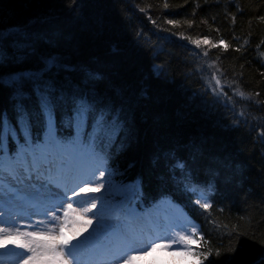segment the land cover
<instances>
[{
  "label": "trees",
  "instance_id": "16d2710c",
  "mask_svg": "<svg viewBox=\"0 0 264 264\" xmlns=\"http://www.w3.org/2000/svg\"><path fill=\"white\" fill-rule=\"evenodd\" d=\"M0 31V79L42 75L56 140L89 148L115 212L168 201L197 227L189 264H264V0H0ZM23 91L26 125L0 83L2 155L48 144ZM81 97L93 113L78 131Z\"/></svg>",
  "mask_w": 264,
  "mask_h": 264
},
{
  "label": "rangeland",
  "instance_id": "374dc122",
  "mask_svg": "<svg viewBox=\"0 0 264 264\" xmlns=\"http://www.w3.org/2000/svg\"><path fill=\"white\" fill-rule=\"evenodd\" d=\"M220 88L218 87V89ZM70 156L67 152L61 153L56 159L61 158L55 163L61 165L60 171L64 176L60 179L65 181L66 186H68L67 194L61 193L56 181H48L42 177L40 179H28L21 173L18 179L9 176L4 178L2 181L3 186L0 185V220H2L0 221V227L18 226L22 231L25 229L38 231L45 226L39 222L49 220V217L45 214L46 212L55 211L58 216L63 218V207L70 202L77 211L75 213L70 212L67 218L68 226L62 229L66 238H71L76 232H80L81 235L78 239L82 240L84 237L92 235L95 227L100 229V227L109 224L108 218H111L112 212L111 207L106 202L105 192L109 190V186L102 178L105 175L104 170L97 169L98 164H90L89 161H86V152L83 150L75 148L74 154ZM29 158H31L30 153ZM68 160L70 161L68 162ZM101 173H103V176H101ZM44 174H47V172ZM86 186L90 191L81 193L80 189ZM73 190L77 193L76 196L72 195ZM19 193H22V195ZM93 199L96 202V207L92 212L82 213L80 210L89 206ZM57 201H62V204L57 203ZM130 215L133 217L132 214ZM149 215L144 219L139 216L132 218L136 226L141 228V230L136 231L131 229L125 217L122 221H118L116 230L121 228V231L118 232L121 238L118 236L120 240L114 244L107 243L106 240L93 239V236L88 237L90 238V241L87 242L89 251L81 254L82 263L126 264V257L124 259L120 257L125 256V252H127L128 255L134 254L136 256L131 264H189L191 261L187 262L185 260L186 252L177 250L175 245L167 249L153 248L152 245L153 243L164 242L160 239L161 237H173L176 233L185 229L188 230L186 234H191L190 222L176 206L170 203H160ZM116 217L115 214L113 218ZM88 219L92 220L91 224L85 223ZM94 220H98L99 223L96 224ZM61 223H63V219ZM57 231L59 232L61 229L58 228ZM144 231L147 232V236H145ZM191 239L193 240L192 235ZM98 241H101L100 244H96ZM129 241H134L132 246L143 248V251L137 253L128 251ZM72 243H77V240H73ZM182 248L183 246H181ZM13 250L14 246L11 244L7 248H0V264H23V257L14 256ZM15 251L20 250L15 249ZM114 255L116 256L115 259L112 258Z\"/></svg>",
  "mask_w": 264,
  "mask_h": 264
},
{
  "label": "snow or ice",
  "instance_id": "6c2138e0",
  "mask_svg": "<svg viewBox=\"0 0 264 264\" xmlns=\"http://www.w3.org/2000/svg\"><path fill=\"white\" fill-rule=\"evenodd\" d=\"M168 23H174L169 21ZM6 38L5 33L0 31V39ZM198 43V42H197ZM207 43V41H205ZM57 65L56 58H49L45 61L44 67L48 70L55 68ZM213 79H216L214 76ZM0 83L10 85L16 89V99L17 112L19 121L22 124H27L29 114L25 110L23 100L25 97V92L23 91L24 85L31 83L34 85V91L38 97L40 110L44 116L47 132H48V144L43 150L38 146H33L30 139L26 137L25 145L21 147L20 151L14 156H7L0 154V185L3 186L2 181L6 176L13 179H18L23 173L29 179L35 174L37 179L47 172L51 175L53 172L58 171L53 165L56 163V157L61 153L70 151L68 146L61 144L57 141L54 135L55 117L53 111L54 98L51 91V86L47 85L46 82L42 80V75L37 73H18L12 74L7 78L0 79ZM220 81L216 79V87H219ZM241 95H243L241 93ZM93 105L84 97H81L75 104L74 115L70 118V123L75 122L76 128L79 131L85 126L88 119L92 116ZM106 121L104 114L101 112L98 117L95 118L94 128L100 129L104 128ZM77 141L71 142V146L75 147ZM29 153L31 158H29ZM47 166V167H46ZM103 176V173H101ZM43 187V185H42ZM98 190V189H97ZM90 189L86 186L80 189L81 193H88ZM73 196L77 193L73 190ZM22 198V197H21ZM61 203L62 201H57ZM202 208L208 209L210 205L201 200L196 201ZM96 207V202L93 199L92 203L81 209L82 213L92 212ZM77 210L73 208L72 203H68L63 207L64 216L63 218L58 216L55 211H48L45 214L49 217L47 222H39L44 227L40 228L38 231H28L21 230L18 226H13L10 228L0 227V248H7L9 244L14 246V256L23 257V264H82L81 254L89 251V246L87 241L88 237H84L79 240L81 233L76 232L71 238H66L62 229L68 226V216L70 212L75 213ZM63 219V223L61 220ZM2 221V220H0ZM86 224H91L92 220L88 219ZM61 231H57V229ZM187 229L184 231L176 233L173 237H161L160 239L164 242L156 244L153 243V248H169L175 245L177 250H182L185 252H190L196 255L192 251L190 244L195 243L191 239V234H197V227L193 225L191 227V234H186ZM77 240V243L73 244L72 241ZM134 241H129L127 247L128 251L132 253H137L143 251V248H136L132 245ZM181 246L183 248L181 249ZM19 249L20 251H15ZM218 254V253H217ZM207 255V253H205ZM126 257V264H131L136 256L128 255L125 252V256L120 257L124 259ZM113 259L116 258L114 255Z\"/></svg>",
  "mask_w": 264,
  "mask_h": 264
},
{
  "label": "water",
  "instance_id": "95a60500",
  "mask_svg": "<svg viewBox=\"0 0 264 264\" xmlns=\"http://www.w3.org/2000/svg\"><path fill=\"white\" fill-rule=\"evenodd\" d=\"M26 73V72H25Z\"/></svg>",
  "mask_w": 264,
  "mask_h": 264
}]
</instances>
